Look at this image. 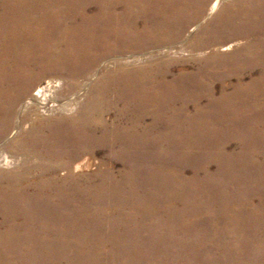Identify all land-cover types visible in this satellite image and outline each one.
Masks as SVG:
<instances>
[{
  "label": "bare ground",
  "instance_id": "bare-ground-1",
  "mask_svg": "<svg viewBox=\"0 0 264 264\" xmlns=\"http://www.w3.org/2000/svg\"><path fill=\"white\" fill-rule=\"evenodd\" d=\"M235 1L0 0V137L17 110L36 160L0 172V264H264V0ZM188 24L196 72L126 55L79 102Z\"/></svg>",
  "mask_w": 264,
  "mask_h": 264
},
{
  "label": "rangeland",
  "instance_id": "rangeland-1",
  "mask_svg": "<svg viewBox=\"0 0 264 264\" xmlns=\"http://www.w3.org/2000/svg\"><path fill=\"white\" fill-rule=\"evenodd\" d=\"M241 1V0H240ZM232 4L234 5L236 3L235 0H221V2L219 3L220 7L222 4ZM242 6H247V2H244L242 4H239ZM247 8V7H246ZM234 9H232L233 12ZM214 11H212V13H208L207 14V19H205L201 24H204L207 20H210L212 18V16L215 14ZM214 13V14H213ZM191 24L185 25L182 30L178 33V34H174V35H170V37H167V34H160V39H162V41L159 42H155V43H149L148 45H145L143 48L138 49L135 52H131L128 50H125L121 55H109V56H105L104 58L100 59L98 61V63H96V65L93 66V68H91L90 70V74L91 76L89 77V79L85 82L87 83L85 89L83 92H81L78 97H79V102L83 103L85 97L88 95L89 93V87L90 85L93 83V81L95 79L98 78V76L102 73V71L104 69H112L115 67V64L118 62H123L125 63L127 59V57L125 58L126 55H138L136 56L137 59L130 61L128 63H132L133 65H151V64H157L158 62L164 61L165 59H173L176 60V62L174 63H167V65L171 66V74H173L175 71L180 70L181 68L183 69L184 72H196V70L194 69V65L199 63V60L203 59V54H197L195 51V47L197 46V44H195L194 42H197L199 39H197L198 37L195 36L197 30L195 31H189V27ZM228 33V29H224L223 31H221V34H227ZM173 34V33H171ZM188 34H190L188 36ZM212 36H217L219 34V31H210L209 33ZM259 34H248L245 37H241L239 40V44L237 43L235 45V42H238V40H234L232 39L233 37L227 38L230 41L223 43V44H219V46H223L225 44H230L233 43L232 45H230L229 48L227 49H223L221 47H217V49L215 50L217 53H219L220 55H225L227 53H232L233 50L238 49L241 45H244L246 42H248V40L255 38L257 40H259ZM154 37V34H153ZM195 37V38H194ZM194 38V39H193ZM196 39V40H195ZM232 39V40H231ZM245 41V43H244ZM241 42V43H240ZM210 48H205V50ZM250 51H253L252 49H250ZM262 53V52H261ZM208 53H205L204 55H207ZM200 59H198L199 57H201ZM130 59V58H129ZM257 71H254L252 74V76H254V74H256ZM252 76L244 74L243 78L241 80V82L243 83H247L249 81L252 80ZM93 77V78H92ZM44 79H42L43 81ZM232 82H236L235 78L231 79ZM221 83L219 82L218 86H220ZM217 87V86H215ZM17 110L15 111L14 115L10 118V122L12 123L11 126L5 131V133L0 137V141H4L3 145L0 147V172L1 171H17L19 169V167L21 165L25 164H34L36 163V160L33 157H27L26 154H24V152H22L23 150H17L15 148H13L11 146L10 141L13 140L14 138H17L15 136H17L18 131H16L14 129V124L16 122L17 119V114H16ZM55 114H41L40 117L42 118H51L52 116H54ZM33 117V116H32ZM30 118H23L21 119L22 124L20 123V130L19 131H25L27 130L29 123L31 122V120H29ZM24 164V165H25ZM214 167H211L210 170H213ZM1 179V178H0ZM262 198H264V190L260 191ZM260 195V194H258ZM257 196L254 197V199H256Z\"/></svg>",
  "mask_w": 264,
  "mask_h": 264
}]
</instances>
